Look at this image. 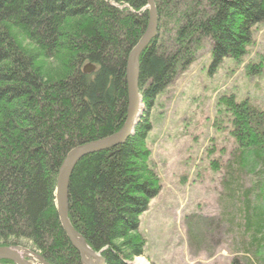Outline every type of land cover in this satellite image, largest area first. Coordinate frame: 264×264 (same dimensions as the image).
<instances>
[{"label": "trees", "instance_id": "obj_1", "mask_svg": "<svg viewBox=\"0 0 264 264\" xmlns=\"http://www.w3.org/2000/svg\"><path fill=\"white\" fill-rule=\"evenodd\" d=\"M155 3L158 36L139 62L144 117L124 144L81 159L69 183L70 224L106 264H131L146 253L140 217L162 188L147 142L158 99L206 40L216 69L225 59L240 61L264 25V0ZM147 6V0H0V247L27 241L48 264H82L56 209L58 174L73 150L124 128L127 63L147 31ZM224 98L238 146L222 180L227 219L246 258L263 259L264 112L248 99ZM245 174L259 183L249 188ZM191 233L195 245L204 243Z\"/></svg>", "mask_w": 264, "mask_h": 264}, {"label": "rangeland", "instance_id": "obj_2", "mask_svg": "<svg viewBox=\"0 0 264 264\" xmlns=\"http://www.w3.org/2000/svg\"><path fill=\"white\" fill-rule=\"evenodd\" d=\"M210 50L206 40L150 114L147 142L162 188L140 217L144 264H264V258L247 259L243 254V239L228 222L222 181L238 153L229 134L224 97L233 95L239 103L248 99L264 112V25L256 27L253 43L240 61L225 59L212 69ZM213 161L219 162L217 168ZM253 178L244 176L249 188L259 183V177ZM195 224L199 227L191 229ZM191 231L204 243L195 245ZM16 247L23 254L38 255L27 241ZM138 259L131 264H139Z\"/></svg>", "mask_w": 264, "mask_h": 264}, {"label": "water", "instance_id": "obj_3", "mask_svg": "<svg viewBox=\"0 0 264 264\" xmlns=\"http://www.w3.org/2000/svg\"><path fill=\"white\" fill-rule=\"evenodd\" d=\"M147 2V10L149 11V27L143 38L131 52L127 63L129 111L124 128L111 137L86 144L73 150L67 156L57 178L56 209L63 230L67 234L74 248L79 252L82 264L106 263L102 256V252L95 253L92 251V249L85 243L82 236H80L70 224L68 218L69 183L72 173L81 159L90 154L109 150L124 144L129 139V137L134 134L140 119L143 117L144 104L140 92L139 62L142 53L155 39L158 32V14L155 0H147ZM92 71H94V67L91 65L84 69L85 73H90ZM26 258H28V255H21V253L15 247H0V261L7 260L11 261L13 264H31L26 260ZM38 259L40 260L41 264H48L42 257H38Z\"/></svg>", "mask_w": 264, "mask_h": 264}, {"label": "bare ground", "instance_id": "obj_4", "mask_svg": "<svg viewBox=\"0 0 264 264\" xmlns=\"http://www.w3.org/2000/svg\"><path fill=\"white\" fill-rule=\"evenodd\" d=\"M148 3V2H147ZM148 7V6H147ZM147 7H146V9L145 10H147ZM157 8V7H156ZM148 11V10H147ZM148 13H149V11H148ZM157 14H158V11H157ZM158 25H159V18H158ZM148 27H149V25H148ZM148 29V28H147ZM145 35V34H144ZM157 36H158V32H157ZM156 36V37H157ZM155 37V38H156ZM143 38V37H142ZM89 66V65H88ZM92 66V65H91ZM87 67V66H86ZM93 72V71H92ZM92 72H90V73H92ZM87 74H89V73H87ZM141 121V120H140ZM55 198H56V191H55ZM59 216V215H58ZM17 250H18V248L17 247H15ZM19 252H20V250H18ZM21 253V255H28V258H26V260L29 262V263H31V264H39V263H32L31 262V259L34 261V260H37V261H39L40 262V260L38 259V257H40L39 255H32L31 254V252H29V253H27V254H23L22 252H20ZM137 261H139V264H144V262H143V259H138ZM40 264H41V262H40Z\"/></svg>", "mask_w": 264, "mask_h": 264}]
</instances>
